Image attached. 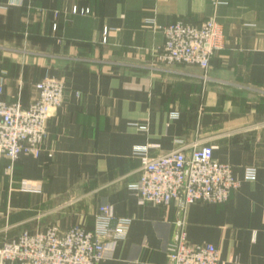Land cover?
Wrapping results in <instances>:
<instances>
[{
	"label": "crops",
	"instance_id": "1",
	"mask_svg": "<svg viewBox=\"0 0 264 264\" xmlns=\"http://www.w3.org/2000/svg\"><path fill=\"white\" fill-rule=\"evenodd\" d=\"M211 15L224 44L206 70L158 59L159 26ZM2 71L0 99L28 105L45 75L65 91L41 154H20L12 182L1 159L0 244L49 225L90 230L108 202L129 224L97 264H165L179 219L191 242L214 244L221 264H264V0H0ZM180 144H208L232 166L239 185L227 201L183 213L174 202L138 203V151L154 157ZM21 179L39 188L20 190Z\"/></svg>",
	"mask_w": 264,
	"mask_h": 264
},
{
	"label": "built area",
	"instance_id": "2",
	"mask_svg": "<svg viewBox=\"0 0 264 264\" xmlns=\"http://www.w3.org/2000/svg\"><path fill=\"white\" fill-rule=\"evenodd\" d=\"M88 9L72 8V12ZM164 41L158 59L165 64L195 65L206 70L211 56L224 44L221 24L211 15L199 24L184 20L159 26ZM106 31L104 30L103 40ZM5 71L0 74V92ZM35 96L24 106L19 99H0V162L6 158L4 174L12 182L14 164L20 154L39 156L47 137V121L64 100L65 84L61 78L45 75L34 84ZM139 177L131 184L139 204L168 206L175 203L180 212L196 203H223L239 182L232 166L213 157L208 144H194L148 156L141 149ZM253 178L254 171H247ZM35 183L21 179L20 190H36ZM93 228L79 225L60 229L49 225L35 232L23 231L0 244V264H97L112 257L117 239L129 224L128 218L117 217L108 202H100L93 213ZM177 230L167 247L165 264H221L219 253L209 242H191L184 220L176 221Z\"/></svg>",
	"mask_w": 264,
	"mask_h": 264
}]
</instances>
